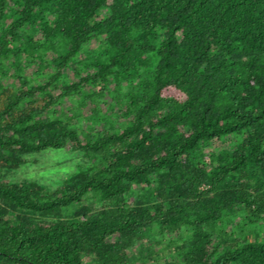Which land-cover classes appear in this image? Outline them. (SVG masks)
<instances>
[{"label": "trees", "instance_id": "obj_1", "mask_svg": "<svg viewBox=\"0 0 264 264\" xmlns=\"http://www.w3.org/2000/svg\"><path fill=\"white\" fill-rule=\"evenodd\" d=\"M0 264H264V0H0Z\"/></svg>", "mask_w": 264, "mask_h": 264}, {"label": "rangeland", "instance_id": "obj_2", "mask_svg": "<svg viewBox=\"0 0 264 264\" xmlns=\"http://www.w3.org/2000/svg\"><path fill=\"white\" fill-rule=\"evenodd\" d=\"M32 69L33 66H30L26 70V73H29ZM49 151H44L37 155H30L28 157L29 160L18 169L17 175L15 176L18 179L30 178L39 183L51 186L59 183L72 170L73 159L70 158L69 160V156L63 150ZM32 158L35 160V163H32ZM136 250L137 248L135 246L131 247L128 249V253L133 254Z\"/></svg>", "mask_w": 264, "mask_h": 264}]
</instances>
